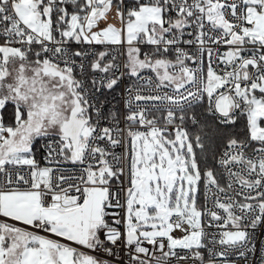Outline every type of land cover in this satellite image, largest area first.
<instances>
[{"label": "snow or ice", "instance_id": "obj_1", "mask_svg": "<svg viewBox=\"0 0 264 264\" xmlns=\"http://www.w3.org/2000/svg\"><path fill=\"white\" fill-rule=\"evenodd\" d=\"M126 78L121 127L100 97ZM201 102L245 123L219 177ZM257 225L264 0H0V264H228Z\"/></svg>", "mask_w": 264, "mask_h": 264}, {"label": "built area", "instance_id": "obj_2", "mask_svg": "<svg viewBox=\"0 0 264 264\" xmlns=\"http://www.w3.org/2000/svg\"><path fill=\"white\" fill-rule=\"evenodd\" d=\"M85 48H88L89 46L85 45ZM223 50V49H222ZM87 62V61H85ZM147 75H151L150 73H146ZM136 84V81L134 79L129 80V79H125L123 84L117 88L115 91L109 92L107 90L104 91V95L100 97V99L103 101V110L107 113V112H119L122 122H121V127H124V123H123V117L128 113L129 109L126 106V100H127V93L125 92V87L128 86H134ZM135 90V88H134ZM163 91H167L171 94V89H164ZM150 89L145 87L144 88V94H149ZM143 103V102H141ZM151 106V105H149ZM161 109H163V105L160 106ZM133 108H135V105H133ZM166 112L165 111H156L153 113V115L157 116V117H162L163 115H165ZM162 123V121H161ZM178 123V122H177ZM102 124H104L105 126H108V121H102ZM192 123L190 121H186L184 124L185 128H189V126H191ZM172 127L173 126H169V132L172 131ZM143 130V129H141ZM127 141L125 142L124 146L121 147H117L115 149V151L119 154V153H123L126 148H127ZM226 145L221 149L218 157L220 155H222L224 149H225ZM250 153V149L248 150ZM39 158V157H37ZM64 167L66 169H68L69 171L72 172H78V166H73L70 163L64 165ZM218 167V165H217ZM219 176L220 174L223 172L222 169H219ZM235 170V169H234ZM123 179V178H122ZM221 184H224V179H221ZM234 189L236 191H239V185L236 184L233 186ZM245 191H247L245 189ZM202 192H203V187H202ZM228 195H233L232 191H229ZM237 199L242 200V197H236ZM204 203V199H203V195H202V204ZM209 206H211V203L209 202ZM250 233V235L253 237V239L251 240L249 246L245 249H243V251L246 253L245 256H240L239 254V250H233L232 253L229 255V257L227 258L228 264H264V225H257V227L255 229H251L248 228L247 229ZM208 231L210 233H212L213 235H217L218 232L220 230L216 229V228H210L208 229ZM175 235H179V233H175ZM221 246L217 245V250L220 249ZM119 255H123V254H118ZM125 260L127 259V256L125 255L123 257ZM221 258H217L218 264Z\"/></svg>", "mask_w": 264, "mask_h": 264}, {"label": "trees", "instance_id": "obj_3", "mask_svg": "<svg viewBox=\"0 0 264 264\" xmlns=\"http://www.w3.org/2000/svg\"><path fill=\"white\" fill-rule=\"evenodd\" d=\"M189 115H195L200 121L198 127L193 125L189 126V132L193 135L201 134L206 138V147L208 151L206 153H200L197 149L198 156L208 157L207 161L202 164V167L212 164L218 168L212 156L215 155L218 157L221 149L226 145L229 136H235L238 139L245 138L246 129L243 118L238 119L235 125H218L214 117L207 111L206 102L194 105L193 108L189 110Z\"/></svg>", "mask_w": 264, "mask_h": 264}, {"label": "rangeland", "instance_id": "obj_4", "mask_svg": "<svg viewBox=\"0 0 264 264\" xmlns=\"http://www.w3.org/2000/svg\"><path fill=\"white\" fill-rule=\"evenodd\" d=\"M209 167H213L214 169H216V170H217V175H218V177H219V170H218V168H216V166H213L212 164H210ZM198 203L202 204V195H201V197L199 198Z\"/></svg>", "mask_w": 264, "mask_h": 264}]
</instances>
